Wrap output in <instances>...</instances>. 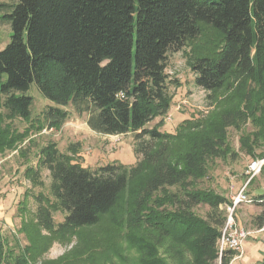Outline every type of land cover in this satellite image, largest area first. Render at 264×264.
Here are the masks:
<instances>
[{"label": "trees", "instance_id": "1", "mask_svg": "<svg viewBox=\"0 0 264 264\" xmlns=\"http://www.w3.org/2000/svg\"><path fill=\"white\" fill-rule=\"evenodd\" d=\"M0 19L11 29L0 50V108L8 116L29 119L33 99L26 92L34 83L46 99L85 113L93 131L134 133L132 165L90 169L54 143L42 147L38 164L49 171L50 197L36 196V228L68 236L114 214L139 264H216L220 205L228 199L198 181L210 162L232 153L228 127L251 123L241 148L264 156V0H17ZM200 38L190 66L216 110L181 121L174 133L147 128L171 105L167 54ZM44 112L54 127L68 116L58 107ZM23 136L0 121V150ZM25 172L40 184L37 169ZM199 205L208 206L204 217L194 210ZM53 211L64 215L61 222L54 223ZM256 220L261 227L264 214ZM235 253L224 251L221 264ZM29 260L0 231V264Z\"/></svg>", "mask_w": 264, "mask_h": 264}, {"label": "rangeland", "instance_id": "2", "mask_svg": "<svg viewBox=\"0 0 264 264\" xmlns=\"http://www.w3.org/2000/svg\"><path fill=\"white\" fill-rule=\"evenodd\" d=\"M16 1L0 0L3 5L0 16L8 12ZM10 34L9 23L0 19V50L10 41ZM202 39L167 54L165 73L171 105L163 117H156L147 123V128L157 126L161 131L174 133L181 121L202 119L216 110L218 103L208 99V93L195 84V73L190 66ZM26 94L33 99L29 119L10 117L4 108H0L2 126L11 133L24 134L23 140L14 146L0 150V231L7 245L16 253L23 250L30 254L31 264H139L138 252L125 239V229H119L114 214L104 216L98 225L82 228L68 236L50 237L34 224L38 205L36 196L50 197L49 171L38 164L42 147L54 143L60 152L71 156L73 162L90 169L113 162L132 165L137 160L133 152L134 133L108 135L95 132L87 125L85 113L78 114L71 105L62 107L46 99L34 83ZM49 107L63 108L68 112L60 126H50L45 121L44 111ZM252 131L254 127L249 122L240 129L227 128L232 153L210 162L207 176L198 181L200 188L212 189L228 199L243 185L248 177L246 166L255 158L241 148L240 137ZM262 148L259 146L255 152H262ZM28 168L39 171L40 184L26 174ZM263 184L264 165L260 173L249 181L246 192L249 195L257 191L264 193ZM256 206H259L258 202L239 205L234 219L235 213L242 216ZM220 208L225 214L222 205ZM194 210L204 217L208 206L199 205ZM259 213L264 214V205ZM63 216L59 211L52 212L54 223L61 222ZM250 219L256 220L254 216H249L245 225L241 226L246 229L251 227L248 225Z\"/></svg>", "mask_w": 264, "mask_h": 264}, {"label": "built area", "instance_id": "3", "mask_svg": "<svg viewBox=\"0 0 264 264\" xmlns=\"http://www.w3.org/2000/svg\"><path fill=\"white\" fill-rule=\"evenodd\" d=\"M263 165L264 156L252 159L246 166L245 173L248 177L245 183L232 192L228 197V202L222 205L225 211V221L220 229V234L216 242L218 250L217 264H221V255L224 251L233 250L239 253L242 249L244 239L251 233L248 229L236 224L234 212L236 207L241 204L255 202V200L246 192V186L253 177L260 173ZM257 202L259 201L257 200ZM263 227L264 221L260 230L263 229Z\"/></svg>", "mask_w": 264, "mask_h": 264}, {"label": "crops", "instance_id": "4", "mask_svg": "<svg viewBox=\"0 0 264 264\" xmlns=\"http://www.w3.org/2000/svg\"><path fill=\"white\" fill-rule=\"evenodd\" d=\"M245 183V182H244ZM243 183V184H244ZM248 185V184H247ZM264 188V184L262 185ZM247 187V186H246ZM263 191H257L255 194H248L249 196H257L263 195ZM259 206H256L252 211H247L242 216L238 213H235L236 224L241 226V224L245 225V221L249 218V216H254L256 218L259 215L262 206L264 205V198L262 200L258 199ZM242 222V223H241ZM257 220L253 219L248 221V230L251 233L247 236L244 243L242 244V249L238 253L236 252L231 258L229 264H257L264 256V227L260 230L261 227L256 225Z\"/></svg>", "mask_w": 264, "mask_h": 264}]
</instances>
